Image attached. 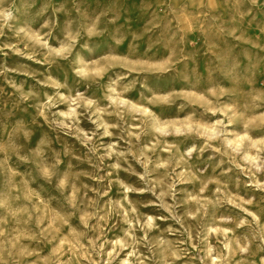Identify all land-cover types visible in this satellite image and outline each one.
I'll list each match as a JSON object with an SVG mask.
<instances>
[{"label":"clouds","instance_id":"1","mask_svg":"<svg viewBox=\"0 0 264 264\" xmlns=\"http://www.w3.org/2000/svg\"><path fill=\"white\" fill-rule=\"evenodd\" d=\"M0 264H264V0H0Z\"/></svg>","mask_w":264,"mask_h":264}]
</instances>
